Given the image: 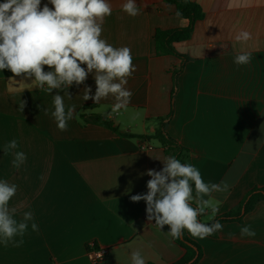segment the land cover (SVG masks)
Returning a JSON list of instances; mask_svg holds the SVG:
<instances>
[{
  "label": "crops",
  "instance_id": "0c3cea01",
  "mask_svg": "<svg viewBox=\"0 0 264 264\" xmlns=\"http://www.w3.org/2000/svg\"><path fill=\"white\" fill-rule=\"evenodd\" d=\"M190 1L201 6L204 18L188 40L174 43L181 58L156 55L154 43L157 29L189 24L174 6L136 0L140 11L131 17L122 10L126 0H109L113 11L104 19L102 38L129 47L136 69L126 85L132 92L126 107L114 111L111 95L99 104L84 101L85 87L95 94L91 73L83 84L67 89L71 98L64 95L66 89L60 94L66 111L75 105L80 115L84 105L95 104L89 112L111 120L123 133L150 135L157 119L165 118L167 133L188 150L203 180L228 186L202 197L220 201L215 216L209 208L200 218L207 224L253 188L264 187V0ZM46 3L41 0V7ZM242 30L252 35L247 42L235 40ZM242 52L251 54L250 62L237 65L234 59ZM12 77L0 71V181L17 186L9 201L14 218L19 222L31 212L33 220L23 237L14 238L23 239L21 246L0 242V264H93L87 249L92 243L106 248L100 264H132L131 253L137 250L146 264L179 260L185 251L168 234L170 227L160 229L147 219L146 202L130 199L147 193V170H162L163 148L146 141L150 148L142 149L145 141L139 138L94 124L81 126L75 116L60 131L51 116L57 90ZM12 140L18 147L5 152ZM17 151L27 157L19 168L12 164ZM222 225L215 238H193L185 230L202 248L198 264H264V201L242 222ZM244 225L255 231L254 237L241 235Z\"/></svg>",
  "mask_w": 264,
  "mask_h": 264
},
{
  "label": "clouds",
  "instance_id": "9594fccd",
  "mask_svg": "<svg viewBox=\"0 0 264 264\" xmlns=\"http://www.w3.org/2000/svg\"><path fill=\"white\" fill-rule=\"evenodd\" d=\"M122 10L135 17L140 8L136 0H126ZM112 11L109 0H48L43 7L41 0H4L0 3V71H10L13 77L9 80L22 77L30 79V84L37 88L46 87L49 92L57 90L51 116L60 131L67 130L68 121L74 116L79 119L75 105L65 110L64 96L60 91L66 89L64 95L71 98L67 89L73 84H83L90 73L96 90L90 95L92 89L85 87L84 101L93 99L99 104L111 95L116 101L114 111L130 102L132 92L126 85L136 70L131 49L115 47L102 38L104 19L111 16ZM176 15L181 16V12L177 10ZM251 38V33L246 30L235 36L238 42H247ZM250 57V53L242 52L236 55L234 63L247 64ZM24 106L25 102H22L21 111ZM45 114H48L47 110ZM17 147V141L12 140L4 146V151ZM26 159L24 152H15L13 167L19 168ZM162 162V170L149 169L146 172L151 177L147 181V193L130 197L133 202H146L147 219L154 220L160 229L168 225V234L174 240L182 238L185 230L199 239L221 231L223 225L219 221L206 224L199 217L209 208L213 216L217 214L220 201L213 203L202 197L226 191L227 184L206 183L195 166L182 163L175 156H167ZM16 192L15 184L0 181V242L5 246L9 243L21 246L23 239L17 241L14 238L23 237L28 222L33 220L31 212H25L19 222L14 218L16 209H9V201ZM31 228L37 231L38 225L33 222ZM255 234L250 226L241 227L242 236L254 237ZM131 261L132 264H146L138 250L131 253Z\"/></svg>",
  "mask_w": 264,
  "mask_h": 264
},
{
  "label": "trees",
  "instance_id": "16d2710c",
  "mask_svg": "<svg viewBox=\"0 0 264 264\" xmlns=\"http://www.w3.org/2000/svg\"><path fill=\"white\" fill-rule=\"evenodd\" d=\"M163 4L165 7L174 6L175 13L177 12V10H179L181 12V16L179 17L187 19L189 21V24L185 28L168 30L157 29L154 34L156 55H174L184 58V56H182L175 50L174 43L188 40L191 37L196 23L204 18V12L198 3L192 2L190 0H187V2H185V0H163ZM176 76L177 73L175 74V77ZM96 107L97 105L95 104L84 105L83 111L79 115V123L81 126L94 124L107 128L113 133L122 137L139 138L140 140L145 142L156 141L163 148L167 156H175L182 163L190 164L188 150L184 146L180 145L173 137H171L167 133L165 118L157 119V128L154 133L147 136L133 135L130 133L121 132L117 127L114 126L111 120L104 118L100 114L89 112V110H92ZM170 117L171 113L167 117V120ZM261 201H264V187H255L247 193L245 198L238 205L234 206L229 211L218 215L211 223H214L216 221H219L221 224L227 222L240 223L243 221L245 215L251 212ZM201 217L202 215L199 217V220ZM217 234L218 232L209 237L215 238L217 237ZM174 241L178 245H180L185 252L179 260L172 264H198L202 256V248L198 243L187 236L186 231H184L182 238L175 239ZM94 245L97 248L96 244ZM87 249L90 250L89 245L87 246ZM193 259L194 261L191 262V260Z\"/></svg>",
  "mask_w": 264,
  "mask_h": 264
},
{
  "label": "built area",
  "instance_id": "2783aa9c",
  "mask_svg": "<svg viewBox=\"0 0 264 264\" xmlns=\"http://www.w3.org/2000/svg\"><path fill=\"white\" fill-rule=\"evenodd\" d=\"M142 149L150 148V145L146 142H142L141 146ZM90 250H88L89 259L92 261L93 264H100L104 254L106 253V248H99L95 247V245L89 244Z\"/></svg>",
  "mask_w": 264,
  "mask_h": 264
},
{
  "label": "water",
  "instance_id": "95a60500",
  "mask_svg": "<svg viewBox=\"0 0 264 264\" xmlns=\"http://www.w3.org/2000/svg\"><path fill=\"white\" fill-rule=\"evenodd\" d=\"M194 261V259L193 260H191V262H193Z\"/></svg>",
  "mask_w": 264,
  "mask_h": 264
}]
</instances>
